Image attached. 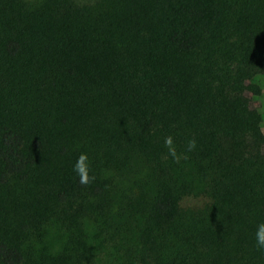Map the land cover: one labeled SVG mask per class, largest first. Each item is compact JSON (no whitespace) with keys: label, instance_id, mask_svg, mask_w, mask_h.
<instances>
[{"label":"trees","instance_id":"1","mask_svg":"<svg viewBox=\"0 0 264 264\" xmlns=\"http://www.w3.org/2000/svg\"><path fill=\"white\" fill-rule=\"evenodd\" d=\"M262 74L264 0H0V264H264Z\"/></svg>","mask_w":264,"mask_h":264},{"label":"clouds","instance_id":"2","mask_svg":"<svg viewBox=\"0 0 264 264\" xmlns=\"http://www.w3.org/2000/svg\"><path fill=\"white\" fill-rule=\"evenodd\" d=\"M165 145L169 149V154L173 156L175 159L179 160L175 148L173 146V138L171 136L165 138ZM195 148V141H189L188 143V150L191 151ZM89 157L86 153H81L78 157L77 162L74 166V170L77 172L79 176V182L82 185H87L95 180V176L89 175L90 172V164H89ZM256 242L258 248H264V223L258 225L257 232H256Z\"/></svg>","mask_w":264,"mask_h":264},{"label":"rangeland","instance_id":"3","mask_svg":"<svg viewBox=\"0 0 264 264\" xmlns=\"http://www.w3.org/2000/svg\"><path fill=\"white\" fill-rule=\"evenodd\" d=\"M251 84L258 86V93H247V96L250 98L251 108L256 111L261 117V127L264 132V74L255 77Z\"/></svg>","mask_w":264,"mask_h":264}]
</instances>
